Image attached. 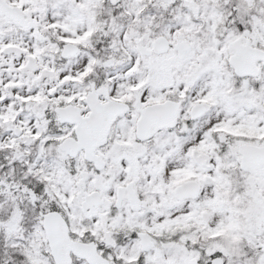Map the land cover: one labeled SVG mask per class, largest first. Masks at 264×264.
Wrapping results in <instances>:
<instances>
[{"label":"snow or ice","instance_id":"1","mask_svg":"<svg viewBox=\"0 0 264 264\" xmlns=\"http://www.w3.org/2000/svg\"><path fill=\"white\" fill-rule=\"evenodd\" d=\"M0 264H264V0H0Z\"/></svg>","mask_w":264,"mask_h":264}]
</instances>
